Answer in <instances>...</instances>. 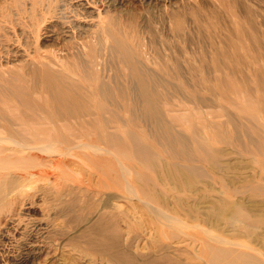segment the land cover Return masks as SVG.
Wrapping results in <instances>:
<instances>
[{
  "label": "rangeland",
  "instance_id": "1",
  "mask_svg": "<svg viewBox=\"0 0 264 264\" xmlns=\"http://www.w3.org/2000/svg\"><path fill=\"white\" fill-rule=\"evenodd\" d=\"M27 116L56 125L0 153V264H199L201 229L264 264V0H0V119Z\"/></svg>",
  "mask_w": 264,
  "mask_h": 264
},
{
  "label": "bare ground",
  "instance_id": "2",
  "mask_svg": "<svg viewBox=\"0 0 264 264\" xmlns=\"http://www.w3.org/2000/svg\"><path fill=\"white\" fill-rule=\"evenodd\" d=\"M47 119L45 117H35V116H27V117H24V119H19V120L0 119V128H3L5 130V132L7 133V136H8L7 140H9V141H11V142H13L15 144V146H13V147H5V146L0 145V153L1 152H5V151H10V150L11 151H14V152H21L24 149H30V150H34L35 149V150L42 151L43 148H44V146L43 145H36V144L42 142L44 140L43 138H39L37 134H34V135L32 134L33 137L32 136H29L27 138V137L23 136L22 130L20 132H18L19 130H13L12 126L13 125L31 126V124L32 125H37V126L47 125L48 126V132L51 133L50 131H53V127H54V125H56V121H55V119H53V120H51L49 118H47ZM85 123L90 124L91 122H85ZM85 123H80L79 124L80 128ZM46 136L48 137L49 134L47 133ZM83 145H88V144L85 143ZM89 147H93V150H98L99 149V148H97L95 146H92V145L89 146ZM104 152H106V153L109 154V153H111V150H109V148L107 147V148H104ZM31 158L36 159V158H39V157L38 156H31ZM15 160L21 161L22 159L15 158ZM6 167L7 166H5V165H3V164L0 163V169H4ZM0 177H5L6 178V175H0ZM16 178L19 179L20 183H23V180L22 179H24V180H25V178L29 179L28 178V175H25V176H18L17 175ZM146 181H148L147 178H143L142 181H140V182H146ZM13 182H14L13 180H10L8 183L5 184V186L0 187V196L2 198L5 197L7 194H9V193H11V192L14 191ZM106 185L107 184H101V186H106ZM117 186H118V184H117ZM122 188H124L123 189L124 192H126L127 194L128 193L132 194L133 196L136 197V199L142 205H144L145 207H147L148 210H149V212L151 214H154L155 219H157V217H161L162 219L165 220V224L168 225L167 227L169 228V230L168 231H163L165 233V234L163 233V235H164V238H166V239L171 238V236H172V234L174 232V230H171L172 226L180 223V221L177 220V218L173 216L174 214L173 213H169V212H164L163 210H161L159 208H155L154 206H152L151 196H150V194H148V192L145 191V189L143 187L141 189L135 188V187L134 188L133 187H128V183H127L125 187H123V185H122L121 189ZM120 194H122V193H120ZM114 195H116V194H114ZM123 195H125V194H123ZM114 198H115V196H114ZM2 201L3 200H0V206L3 203ZM108 205H109L108 204V201L107 200H104L103 205H102L103 208H108ZM233 213H235V212H233ZM91 216H92V214H91ZM95 217H96V215H95ZM91 219H92V217H91ZM201 232H203L204 234H206V238L205 237H202L201 238V242H200V246H199V250H198V255H197V259L199 260V264H261V263H259L255 259V256H253V255H246V254L245 255H241L240 253L239 254L236 253L235 252L236 251L235 249H234L235 251H233V250H226V248L221 247V245L227 244L225 238H222L221 235H215V236L208 237L207 236V230H202L201 229ZM253 236H255V235H253ZM111 239H113V238H111ZM206 240H208V241H206ZM212 243H216V245L215 244H212ZM233 247H235V246H233ZM246 247H247V244H246ZM164 249H165V247L162 246V248L158 250V252H157V254H158L157 259H159V260H161V259H163V260L170 259L169 258V255L168 254H165L166 252H165ZM251 250L254 251V252H256L257 254L262 255L261 252L255 250L254 248H251ZM227 252H232V253L235 254V256L234 255L231 256V255H229L230 253H227ZM179 259H181V258H179Z\"/></svg>",
  "mask_w": 264,
  "mask_h": 264
}]
</instances>
